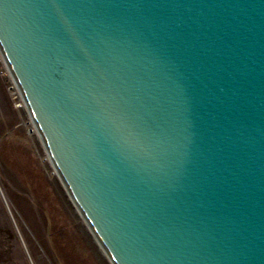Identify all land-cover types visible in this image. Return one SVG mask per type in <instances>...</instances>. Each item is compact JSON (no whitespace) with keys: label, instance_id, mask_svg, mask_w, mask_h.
I'll use <instances>...</instances> for the list:
<instances>
[{"label":"water","instance_id":"water-1","mask_svg":"<svg viewBox=\"0 0 264 264\" xmlns=\"http://www.w3.org/2000/svg\"><path fill=\"white\" fill-rule=\"evenodd\" d=\"M0 49L114 264H264V0H0Z\"/></svg>","mask_w":264,"mask_h":264},{"label":"rangeland","instance_id":"rangeland-1","mask_svg":"<svg viewBox=\"0 0 264 264\" xmlns=\"http://www.w3.org/2000/svg\"><path fill=\"white\" fill-rule=\"evenodd\" d=\"M0 264H114L0 61Z\"/></svg>","mask_w":264,"mask_h":264},{"label":"built area","instance_id":"built-area-1","mask_svg":"<svg viewBox=\"0 0 264 264\" xmlns=\"http://www.w3.org/2000/svg\"><path fill=\"white\" fill-rule=\"evenodd\" d=\"M3 59H4V56H3V53H2V51L0 49V61H2Z\"/></svg>","mask_w":264,"mask_h":264}]
</instances>
